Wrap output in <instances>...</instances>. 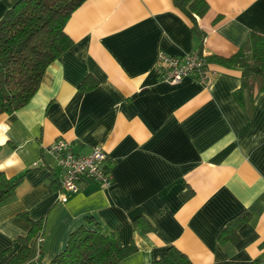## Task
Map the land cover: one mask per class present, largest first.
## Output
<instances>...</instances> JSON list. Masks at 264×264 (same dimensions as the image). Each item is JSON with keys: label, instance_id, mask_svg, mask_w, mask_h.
<instances>
[{"label": "crops", "instance_id": "1", "mask_svg": "<svg viewBox=\"0 0 264 264\" xmlns=\"http://www.w3.org/2000/svg\"><path fill=\"white\" fill-rule=\"evenodd\" d=\"M16 1L0 0V19ZM206 1L203 54L230 56L251 32L264 35V0ZM191 26L172 0H85L73 11V45L25 106L0 115V170L25 172L0 204V264L24 242L22 264H48L79 227L134 246L121 264H153L170 247L191 264L264 260V91L240 101L241 72L220 66L208 86L162 81L159 52L198 51ZM59 138L78 154L100 145L112 184L84 178L76 192L61 190L48 152ZM244 213L237 240L220 242L219 230Z\"/></svg>", "mask_w": 264, "mask_h": 264}, {"label": "trees", "instance_id": "2", "mask_svg": "<svg viewBox=\"0 0 264 264\" xmlns=\"http://www.w3.org/2000/svg\"><path fill=\"white\" fill-rule=\"evenodd\" d=\"M84 1L17 0L5 12L0 19V115L11 114L25 106L38 90L46 68L73 45L65 32V25L73 11ZM172 1L192 24L191 30L198 42L197 52L205 60L203 69H212V66L238 69L241 72V86L236 96L240 101L244 94L250 98L252 91H264V35L251 32L246 43L230 56L205 55L202 48L206 34L198 21L208 11V2ZM94 86L83 83L80 89L87 91ZM24 175L25 172L8 178L0 170V204L13 196ZM56 183L60 187L58 180ZM246 219L247 214L244 213L228 220L219 230V241L235 242L238 230ZM134 224L143 230L152 228L145 217H137ZM42 226V220L33 221L29 235ZM133 252L135 247L122 245L116 233L105 235L98 230L79 227L69 234L64 249L48 264H121ZM27 255L28 246L24 242L21 251L6 264H22ZM36 264L43 263L39 261ZM153 264L191 263L183 253L170 247Z\"/></svg>", "mask_w": 264, "mask_h": 264}, {"label": "built area", "instance_id": "3", "mask_svg": "<svg viewBox=\"0 0 264 264\" xmlns=\"http://www.w3.org/2000/svg\"><path fill=\"white\" fill-rule=\"evenodd\" d=\"M157 63L160 68V79L168 83H179L184 78L191 77L203 86H208L214 76L212 69H203L205 60L198 52L183 56H173L159 52ZM60 168L59 182L61 190L76 192L80 181L90 179L100 187L106 188L112 184L107 155L100 145H95L86 154L73 151L72 143L66 139H56L48 147ZM65 201V197H62ZM256 264H264V260Z\"/></svg>", "mask_w": 264, "mask_h": 264}]
</instances>
